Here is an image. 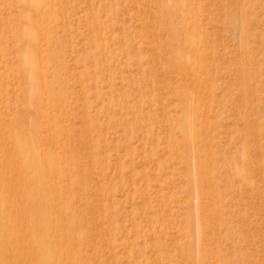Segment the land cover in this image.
<instances>
[{
    "label": "rangeland",
    "instance_id": "1",
    "mask_svg": "<svg viewBox=\"0 0 264 264\" xmlns=\"http://www.w3.org/2000/svg\"><path fill=\"white\" fill-rule=\"evenodd\" d=\"M12 133L56 191L0 210V264L43 210L58 264H264V0H0V159Z\"/></svg>",
    "mask_w": 264,
    "mask_h": 264
},
{
    "label": "bare ground",
    "instance_id": "2",
    "mask_svg": "<svg viewBox=\"0 0 264 264\" xmlns=\"http://www.w3.org/2000/svg\"><path fill=\"white\" fill-rule=\"evenodd\" d=\"M30 7L37 10L39 8L40 0H26ZM22 38L29 42L30 46H34L33 38L34 34L31 29L24 30L21 32ZM187 42L192 47L193 39L192 36H187ZM176 43V42H175ZM30 47V48H31ZM34 48V47H33ZM32 48V49H33ZM31 50V49H30ZM27 51L22 56V65L30 69V86H31V98L33 100H38L39 93L41 92V86L39 85L38 77V66L33 55V51ZM184 55L178 50L174 53V58L177 62L183 59ZM180 67V63L177 64ZM189 65H193L190 63ZM181 68V67H180ZM189 73L193 71V67L189 66ZM42 76V75H41ZM37 106V105H36ZM36 109V108H35ZM33 131L36 132V123L32 125ZM194 133L190 131L186 134V139H190L191 135ZM36 136H28L26 139H22L21 136L11 134V139L14 140L12 145V150L8 160L0 159V164L3 162L9 165L16 171V184L12 183L13 179L10 176L2 173L0 170V201L5 202L0 210L3 211L6 208V204H16L18 201H42L49 194H53L56 188L53 184H50L49 177L51 173L55 170V166L49 160L43 159L39 154L31 155L24 148V145L34 148V143ZM29 186L35 187V193H32L27 188ZM21 191H19V190ZM19 191V192H18ZM37 196L35 198V196ZM14 207V206H12ZM11 207V209H12ZM16 208V207H15ZM29 208V207H28ZM47 211H41L42 216L38 217L37 220L30 219L25 226V233L31 239L33 247L31 250L25 254V258L29 260V264H58V261L64 258L63 253L66 249L73 247V242H64L60 237V222L59 214L57 213L56 223L53 225V239L48 237L49 233V217L46 214ZM12 232L10 223L7 219L0 218V245L1 243H7L8 237ZM5 252L0 250V260ZM76 253V251H75ZM76 259V257H75Z\"/></svg>",
    "mask_w": 264,
    "mask_h": 264
}]
</instances>
